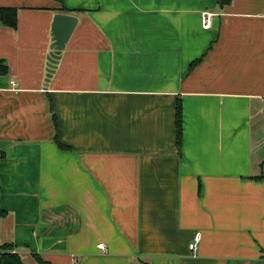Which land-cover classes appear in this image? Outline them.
Here are the masks:
<instances>
[{
    "label": "crops",
    "instance_id": "0c3cea01",
    "mask_svg": "<svg viewBox=\"0 0 264 264\" xmlns=\"http://www.w3.org/2000/svg\"><path fill=\"white\" fill-rule=\"evenodd\" d=\"M0 7L17 11L0 22L3 244L25 264H264V0ZM57 13L78 25L47 82Z\"/></svg>",
    "mask_w": 264,
    "mask_h": 264
},
{
    "label": "trees",
    "instance_id": "16d2710c",
    "mask_svg": "<svg viewBox=\"0 0 264 264\" xmlns=\"http://www.w3.org/2000/svg\"><path fill=\"white\" fill-rule=\"evenodd\" d=\"M220 7H225L231 3L232 0H216ZM0 22L9 27H16L17 25V11L13 8L0 7ZM196 63H193V67ZM190 67V68H191ZM8 67L0 61V76L8 74ZM175 126H176V145L181 149L182 145V131H183V109L182 103L179 99L176 104L175 110ZM62 147H64L62 145ZM8 212L1 207V183H0V226L4 218H6ZM13 244H3L0 240V264H25L21 256L15 251ZM40 264H47L40 257H37Z\"/></svg>",
    "mask_w": 264,
    "mask_h": 264
},
{
    "label": "water",
    "instance_id": "95a60500",
    "mask_svg": "<svg viewBox=\"0 0 264 264\" xmlns=\"http://www.w3.org/2000/svg\"><path fill=\"white\" fill-rule=\"evenodd\" d=\"M216 23V20L214 21ZM78 18L70 14L57 13L51 26V45L48 56L47 82L52 78L62 51L66 48L76 27Z\"/></svg>",
    "mask_w": 264,
    "mask_h": 264
},
{
    "label": "built area",
    "instance_id": "2783aa9c",
    "mask_svg": "<svg viewBox=\"0 0 264 264\" xmlns=\"http://www.w3.org/2000/svg\"><path fill=\"white\" fill-rule=\"evenodd\" d=\"M214 15L210 13H205L203 15V28L204 29H210L212 27V21H213ZM201 237L200 235H197L195 238V241L190 245L191 250H196L198 242L200 241ZM99 249L105 250V246L103 244L98 245Z\"/></svg>",
    "mask_w": 264,
    "mask_h": 264
}]
</instances>
